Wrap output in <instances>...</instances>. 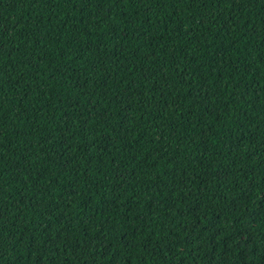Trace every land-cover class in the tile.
<instances>
[{"label":"trees","instance_id":"trees-1","mask_svg":"<svg viewBox=\"0 0 264 264\" xmlns=\"http://www.w3.org/2000/svg\"><path fill=\"white\" fill-rule=\"evenodd\" d=\"M0 264H264V0H0Z\"/></svg>","mask_w":264,"mask_h":264}]
</instances>
